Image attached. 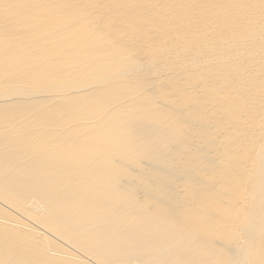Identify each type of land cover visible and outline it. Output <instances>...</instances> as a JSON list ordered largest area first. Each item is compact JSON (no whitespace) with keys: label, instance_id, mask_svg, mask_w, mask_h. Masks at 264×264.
<instances>
[{"label":"bare ground","instance_id":"6f19581e","mask_svg":"<svg viewBox=\"0 0 264 264\" xmlns=\"http://www.w3.org/2000/svg\"><path fill=\"white\" fill-rule=\"evenodd\" d=\"M0 264H264V0H0Z\"/></svg>","mask_w":264,"mask_h":264}]
</instances>
